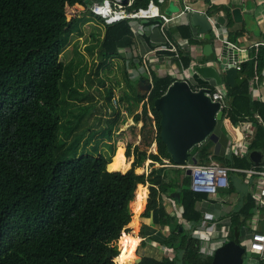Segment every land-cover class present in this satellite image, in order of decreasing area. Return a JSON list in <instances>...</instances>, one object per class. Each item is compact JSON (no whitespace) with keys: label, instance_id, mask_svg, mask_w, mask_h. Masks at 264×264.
Wrapping results in <instances>:
<instances>
[{"label":"trees","instance_id":"16d2710c","mask_svg":"<svg viewBox=\"0 0 264 264\" xmlns=\"http://www.w3.org/2000/svg\"><path fill=\"white\" fill-rule=\"evenodd\" d=\"M86 1L100 4L104 0H0V264H135L137 259L127 260L118 243L145 240L142 218L170 229L150 236L145 245L158 243L174 255L143 256L141 264H213L214 256L203 252L200 237L179 231L180 220L165 202L166 197L172 199L178 194L174 201L183 209L182 217L192 224V230L204 222V214L197 207L207 197L191 191L190 178L183 170H175L182 175L179 182H167L169 169L157 166L171 159L160 137L161 114L154 108L155 100L173 82L170 77L152 72L150 94L133 87L134 105L129 112L135 113L133 108L143 102L142 112L135 115L134 121L143 122L142 131L151 128L144 140L147 148L156 143L157 153L128 146L126 154L134 161L127 173L122 174L117 163L103 155L79 156L78 141L68 144L77 126L66 140L60 138L61 130L62 134L66 132L63 120L71 112L69 100L78 97L71 85L70 96H64L62 89L67 85L60 59L66 46L64 36L74 32L79 22L88 21L87 16L68 20L67 8H86ZM150 1L136 0L131 10L144 8ZM222 10L227 13L228 28L233 27L229 8L214 6L209 15ZM106 26L103 34L97 33L102 35L103 57L136 48L137 39L129 21ZM246 33V29L231 33V40ZM194 34L190 24L168 31L173 40L177 35L195 42ZM182 60L185 65L191 62L188 55ZM241 68L238 84H226L230 102L226 113L236 125L258 113L264 118V101L255 100L251 92L252 82L264 85V45L253 47L249 61ZM114 98L115 92L111 91L109 102L113 103ZM154 125L155 135L148 140ZM253 149L264 150L263 126L259 127ZM196 157L200 165L216 161L229 167H253L247 158L216 155L212 142L203 144ZM148 160L151 173L138 175L136 169ZM107 168L120 173H109ZM140 186L150 189L148 205L142 216L133 212L131 220V205L138 200ZM255 203L250 195L231 215L227 240L243 243L245 228H250L256 214ZM139 229L142 237L135 233ZM253 259L251 264H264V255L254 253Z\"/></svg>","mask_w":264,"mask_h":264},{"label":"rangeland","instance_id":"374dc122","mask_svg":"<svg viewBox=\"0 0 264 264\" xmlns=\"http://www.w3.org/2000/svg\"><path fill=\"white\" fill-rule=\"evenodd\" d=\"M82 8L84 10H82ZM86 16L88 21L85 24H83V21L79 22L75 25L74 32L64 36L66 46L60 59L65 66L64 80H66L67 85L62 87V89L64 96H70V92L72 91H70L68 87L71 85V90H77L78 97L77 100H71L69 97H66L70 99L69 102H71V104L68 110L71 112H68V116L63 120L66 122V132H64V135V133L62 134L63 130H61L60 138L66 140V137L70 134V130L77 126L74 134H71L68 144L76 140L78 141L79 146L77 147V152L79 156L87 154L93 156L103 155L109 161H113L114 157L117 155L118 147L123 145L125 158L132 161L134 157H128L126 154L128 146L130 145L128 140H126L127 134H130L134 139L138 134L141 135V148L144 150L148 149V152L153 151V144L150 148H147L146 140H144V135H147L148 130H151V128L144 131H142L143 129L138 130V132H136L138 128L134 125L137 123L133 121L135 122L134 125L132 124L131 128L128 127V129H126L128 125L126 115L121 116V111L119 120L118 117H115L119 114L117 112H119V109L121 110L120 107L124 110L127 103L134 99V90H138V81H133L130 75V61L134 53H132V50H122L118 55L103 57L100 52V40L102 35L99 36L97 33L103 32L107 27L106 24H103L97 17L92 16V14L87 11V8H67L68 20H72L76 17L84 18ZM134 34L136 36L135 32ZM136 39L137 44L135 50L142 56V53L145 51L143 41L138 36H136ZM136 62L139 61L136 59ZM133 87H135V89ZM111 91L115 92V98L121 102V106L120 103L119 106L116 107L113 103L109 102V93ZM142 103L136 107L139 108L141 106L143 109ZM132 106L133 105H131V107ZM136 107H134L133 110H135ZM135 113H129L131 115L130 117H135V115H137ZM99 114H101V117H98ZM79 118L80 123L78 125ZM228 129V125L225 124L224 130L228 132ZM118 131L119 134H117ZM155 132V129L152 128V133L148 140L154 137ZM116 163L120 170V164L118 162ZM147 165L148 161L143 167L137 168L136 173L138 175H149L151 170L148 169ZM180 175L181 174L175 172V170L170 169L169 173L166 175V180L167 182H172V180L179 182L182 178V175L181 177ZM138 190L142 191V202L139 203V200H137L136 203L131 205V220L134 213L139 214V216L143 215L146 203L148 205L147 200L150 196L149 187L140 186ZM224 198H226V196ZM166 206L177 216V213L173 211V209H175L173 200L166 197ZM128 218L125 220L122 228L128 223ZM140 221L145 225L144 236L147 238H149V235L157 234L158 231L161 230L168 232V227L161 228L153 224V219L142 218ZM199 228H201V226H199L197 230L200 232L202 231V234L200 233L199 235L205 236L204 232L207 233V229ZM140 231L139 229L135 232L138 237H142ZM195 233L198 232L195 231ZM139 242L140 241L132 242L130 240L126 242L125 240L118 243L119 248L124 253L127 260H134L137 257L147 255H155L157 257L174 255L173 251L167 250L158 243L150 241L145 245L146 240H144L138 252L135 253ZM128 247H131L133 252L128 253ZM133 254H137V257L135 256L133 258ZM115 264L117 263L115 262Z\"/></svg>","mask_w":264,"mask_h":264},{"label":"built area","instance_id":"2783aa9c","mask_svg":"<svg viewBox=\"0 0 264 264\" xmlns=\"http://www.w3.org/2000/svg\"><path fill=\"white\" fill-rule=\"evenodd\" d=\"M136 0H130L129 3H124L122 0H104L100 4H93L89 13L97 17L108 26H113L123 21H129L133 27L136 36L141 40L146 34H149L155 29L162 35H165V28L171 24L175 17H169L161 13L158 4L155 0H151L144 8L134 9ZM191 9L182 11L178 16H183ZM150 20H159L160 25L146 26L145 22ZM215 32L218 34V26L216 18L210 19ZM135 36V37H136ZM198 40H203V35H196ZM143 41V40H142ZM191 42L189 40H181L178 44L170 41L165 35L164 45L159 49H149L147 52L140 55L138 60L140 65L144 66V71H139L136 68H131L130 75L132 80L149 79L153 83L152 72L156 73L158 77H170L172 81H188L191 87L198 91L205 87L195 79L196 68L201 66L197 60L191 61L188 66H185L182 57L190 54ZM132 50L131 47L123 49V51ZM158 50L170 52L178 59V63H173L171 56L161 57L157 54ZM133 53V52H132ZM152 64V65H151ZM236 71L241 72V65H236ZM214 102L222 103V110L225 112L224 121L230 124L231 128L228 134V146L226 155L229 157L238 156L241 158L247 157L253 148L258 129L260 126L264 127V118L260 114H256L253 119H247L240 122L237 126L233 124L228 117L226 111L229 109L227 100V92L222 88L217 87L212 90L211 94H207ZM120 101L114 98L113 104L118 107ZM154 129L155 125H154ZM163 166H170L175 169L183 170L186 174L190 172V189L193 193L204 195L207 197H217L221 192L231 190L232 175H245V183L251 187V194L256 201V214L251 222L250 228H245V235L243 237V245L246 248L244 259L245 264L253 262V254L264 255V165L261 167H253L251 169H240L222 165L218 162H212L207 165H178L173 164L171 159L163 162ZM215 219L213 215H205L204 222L200 224L201 227L209 228V223ZM180 224L183 225L187 233H192L202 239V250L206 254H215L217 248L227 241V235L230 233V219L224 225H216L212 228V236L203 237L199 233L192 231V224L183 219L182 214L179 217ZM227 223V224H226ZM216 233V235H215Z\"/></svg>","mask_w":264,"mask_h":264},{"label":"water","instance_id":"95a60500","mask_svg":"<svg viewBox=\"0 0 264 264\" xmlns=\"http://www.w3.org/2000/svg\"><path fill=\"white\" fill-rule=\"evenodd\" d=\"M122 1L127 4L130 0ZM85 5L90 9L93 2L86 1ZM219 21L220 24L224 23L222 17ZM190 22L194 28H197L198 33L204 35V53L207 56L214 54L215 65L198 66L195 79L203 85H209L206 79H213L217 85H221L224 78L228 85L235 87L238 84L236 63L248 60L249 50H240L227 41L215 42L216 33L206 15L193 12L190 15ZM137 89L144 94H150L153 83L149 79H139ZM211 92L212 89L206 87L195 91L188 81L176 80L154 102V108L161 114L160 137L171 155V160L178 165L198 164L197 153L203 144L209 142L216 145V155L226 156L229 138L224 130L225 112L222 110L221 102H214L207 96ZM248 160L255 166H263L264 151H251ZM186 176L190 177V172H187ZM177 197L179 198L178 194L172 195V199ZM179 231H186L185 227L181 225ZM245 251L246 248L242 243L227 240L217 248L213 264H245ZM142 262L143 257H138L135 264Z\"/></svg>","mask_w":264,"mask_h":264},{"label":"crops","instance_id":"0c3cea01","mask_svg":"<svg viewBox=\"0 0 264 264\" xmlns=\"http://www.w3.org/2000/svg\"><path fill=\"white\" fill-rule=\"evenodd\" d=\"M155 2L158 4L161 13H163L169 17H175V19L172 21V23L166 26L165 35L170 41H172L176 44H178V42L181 40H189V39H183L182 37L176 35L174 40H173L168 35L169 29L177 28L181 25H188V24L191 25V22H190L191 13L199 12V13L209 17V19L216 18V24L218 26V34L213 29L214 32L216 33V36L214 37L215 42L227 41V42H230L231 44L237 46L238 49H240V50H249V59H250V50L253 47H256L259 45H264V0H155ZM214 6L227 7L231 10V12L233 14L232 18L234 21L233 27L228 28L229 19L227 17V13L225 10L220 11L219 14L214 15V16L209 15V10H211ZM78 8H81V7H78ZM187 8L191 9V12H187L185 15L179 17L178 14H180L184 10H187ZM82 10H84V9L82 8ZM87 11H88V9H87ZM221 17L224 19L223 24H220V21H219ZM76 18H80V17H76ZM157 24L158 25L161 24L159 22V20H150L149 22L144 23L145 27L146 26L150 27V26H154ZM194 29H195V34H194L195 42H192L191 40H189L192 45H191V48L189 50L190 54H188V56L191 58V61L197 60L199 63H201L202 64L201 66H215L214 62H213L214 54L212 56H207L204 53V39L198 40L196 38V35H203V34L198 33L197 28H194ZM243 29L247 30V33L244 36L238 37L236 39V41L231 40V37H230L231 33L240 32ZM104 31H106V29H104ZM104 31L102 32V34L104 33ZM165 35L163 34V32L161 35V33L159 31L157 32L155 29H153V31L151 33L146 34L145 37L142 38L143 44L145 47L144 52H147L149 49H157V48L159 49L161 46H163L164 41H165ZM203 37H204V35H203ZM147 38L150 40V42H148ZM217 39H219V40H217ZM132 52L134 54H133L132 59L130 61V64H131L130 70H131V68H133V69L136 68L141 72L144 71V66L140 65L139 64L140 62H136V59L140 60V54L137 53L135 48H132ZM161 52H164V53H161ZM157 54L163 58L166 56H171L172 60H173L172 64L174 62L178 63V59L174 56V54H172L170 52L158 50ZM249 59L246 60L245 62L239 61L236 64H240L242 66V64L249 61ZM183 63H184V61H183ZM137 64H139V65H137ZM185 66H188V65H185ZM241 71H242V68H241ZM239 73H238V77H239ZM222 79H223V84H221V85H217L213 79H206L207 81H209V85H204V86L206 88H211L212 90H215L217 87H219V88H222L228 94L227 85H226L227 83H226L224 78H222ZM138 80L139 79H137V80L134 79L133 81L136 82ZM251 92L254 94L255 100L264 101V85H263V87H259L258 82H252L251 83ZM228 103H230L229 100H228ZM131 105H134L133 101H129L127 103L126 108L124 109L125 111L123 110L122 107H120L121 110L119 109V111L120 112L122 111V114L120 112H117V113H120L121 116L126 115V120L128 122L126 129H128V127L131 128L132 127L131 125L132 124L134 125V123H135V122H133L134 117H130L131 115L129 114L130 113L129 109L131 108ZM120 106H121V102H120ZM135 112H136L135 114H141L142 107L141 106L139 108L136 107ZM100 113H101V111H100ZM98 117H101V114H99ZM115 117L117 118L118 115H116ZM143 125L144 124L142 121L135 124L134 126H136L138 128V129H136V132H138V130H142ZM227 125L229 128H231L230 124H227ZM234 125H236V124H234ZM229 132H230V129H228L227 134H229ZM117 134H119V131L117 132ZM258 134H259V129H258V133H257L255 141L257 140ZM140 137H141V135L138 134L137 137H135V139H134L130 134H127L126 140H128V142L130 143L129 146L133 145L132 146L133 148H135L136 146H139L141 148ZM255 141H254V143H255ZM215 146L216 145L214 144V151H215ZM253 150H260V149H253L252 148L251 151H253ZM260 151H264V150H260ZM152 152L157 153L156 143L153 144V151ZM149 153H151V152H149ZM225 157H229V156L226 155ZM236 157H238V156H236ZM239 158H241V157H239ZM244 158L248 159V156L244 157ZM166 160H169V159H164L163 162H166ZM133 161H134V158L131 161V163ZM213 162H216V161H213ZM150 163H151V161L148 160V165H147L148 169H149ZM251 165L253 167H258L252 163H251ZM157 166L166 167L169 170L170 169L176 170L175 168H172L170 166H163V163L157 164ZM235 168H239V167H235ZM240 169H248V168H240ZM249 169H251V168H249ZM245 179H246L245 175L233 174L232 178H231V181H232L231 190H226V191H228L226 193L221 192L217 197H207L206 196L207 201H204L203 203L198 205V207H197L198 210L202 214H204V216L205 215H213L215 218V219H212V221L209 223V228H207V226L201 227V228L207 229V233L204 232L205 236H203V235H201V236H203V237H207L209 235L212 236V228L216 225L217 226L218 225H221V226L224 225L228 219H230V221H231V215L235 211L241 209V207L244 205L248 196H250V195L252 196L251 187L247 183H245ZM149 191H150V189H149ZM225 196H226V198H224ZM171 200L174 201V199H171ZM144 201H145V197H144ZM165 202H166V198H165ZM146 206H147V203H146ZM174 206H175L174 207L175 209H173V211L177 213V216L175 214H173V212H171L170 209H168V210L170 211V213H172V215L179 218L181 214L183 215L184 211L182 208H179L177 206L175 201H174ZM255 206H256V204H255ZM255 209H256V207H255ZM153 224H155L154 221H153ZM198 227L196 229H193V230L198 232L199 234L200 233L202 234V231L200 232L197 230ZM161 228H164V227H161ZM201 228H199V229H201ZM169 230L170 229L168 228V231ZM215 235H216V233H215ZM150 236H152V235H149L148 237H150ZM147 239L148 238L145 237V240H147ZM143 240L144 239H140L139 245L137 246L135 253L138 252L140 245H141ZM126 242H129V240L127 239ZM136 255L137 254H133L132 257L134 258ZM135 259H138V257Z\"/></svg>","mask_w":264,"mask_h":264},{"label":"bare ground","instance_id":"6f19581e","mask_svg":"<svg viewBox=\"0 0 264 264\" xmlns=\"http://www.w3.org/2000/svg\"><path fill=\"white\" fill-rule=\"evenodd\" d=\"M155 148V147H154ZM117 155L114 157L113 161L118 162L120 164V170L122 174H125L128 172V170L131 168V160H128L127 158H125V151H124V147L123 145H120L118 147V151L116 153ZM124 157V158H123ZM132 159V158H131ZM167 161V160H166ZM131 170V169H130ZM133 170V169H132ZM142 191L139 190L138 192V200L139 203L142 202ZM133 252L131 247H128V253Z\"/></svg>","mask_w":264,"mask_h":264}]
</instances>
